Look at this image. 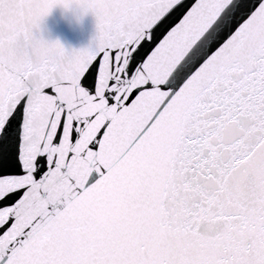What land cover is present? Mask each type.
Segmentation results:
<instances>
[{
  "label": "snow or ice",
  "instance_id": "6c2138e0",
  "mask_svg": "<svg viewBox=\"0 0 264 264\" xmlns=\"http://www.w3.org/2000/svg\"><path fill=\"white\" fill-rule=\"evenodd\" d=\"M0 264H264V0H0Z\"/></svg>",
  "mask_w": 264,
  "mask_h": 264
},
{
  "label": "water",
  "instance_id": "95a60500",
  "mask_svg": "<svg viewBox=\"0 0 264 264\" xmlns=\"http://www.w3.org/2000/svg\"><path fill=\"white\" fill-rule=\"evenodd\" d=\"M39 35L49 41H59L66 50L86 48L95 35V19L91 13L79 16L74 8H53L40 25Z\"/></svg>",
  "mask_w": 264,
  "mask_h": 264
},
{
  "label": "clouds",
  "instance_id": "9594fccd",
  "mask_svg": "<svg viewBox=\"0 0 264 264\" xmlns=\"http://www.w3.org/2000/svg\"><path fill=\"white\" fill-rule=\"evenodd\" d=\"M120 210L119 205L113 206L111 209H102L95 205V203L90 204V206L83 209L84 213L90 218L96 220L97 222H103L106 219H112Z\"/></svg>",
  "mask_w": 264,
  "mask_h": 264
}]
</instances>
